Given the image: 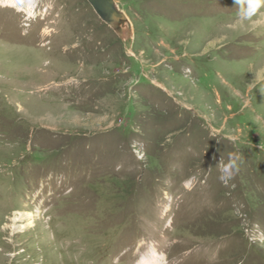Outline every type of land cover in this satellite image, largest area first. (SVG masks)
Wrapping results in <instances>:
<instances>
[{
	"label": "rangeland",
	"instance_id": "1",
	"mask_svg": "<svg viewBox=\"0 0 264 264\" xmlns=\"http://www.w3.org/2000/svg\"><path fill=\"white\" fill-rule=\"evenodd\" d=\"M115 1L0 0V264H264V7Z\"/></svg>",
	"mask_w": 264,
	"mask_h": 264
},
{
	"label": "water",
	"instance_id": "2",
	"mask_svg": "<svg viewBox=\"0 0 264 264\" xmlns=\"http://www.w3.org/2000/svg\"><path fill=\"white\" fill-rule=\"evenodd\" d=\"M97 16L114 32L128 36L132 32L131 23L115 0H87Z\"/></svg>",
	"mask_w": 264,
	"mask_h": 264
},
{
	"label": "clouds",
	"instance_id": "3",
	"mask_svg": "<svg viewBox=\"0 0 264 264\" xmlns=\"http://www.w3.org/2000/svg\"><path fill=\"white\" fill-rule=\"evenodd\" d=\"M234 2L239 5L237 18L242 22L245 20L251 21L252 18L260 11L261 7H264V0H234ZM237 160L238 156L230 154L228 161L219 165L221 171V181L226 183L235 175L238 170Z\"/></svg>",
	"mask_w": 264,
	"mask_h": 264
},
{
	"label": "bare ground",
	"instance_id": "4",
	"mask_svg": "<svg viewBox=\"0 0 264 264\" xmlns=\"http://www.w3.org/2000/svg\"><path fill=\"white\" fill-rule=\"evenodd\" d=\"M129 19V18H128ZM130 21V20H129ZM131 23V22H130ZM131 26H132V24H131ZM132 30H133V26H132ZM29 216H31V215H29V214H26V213H19L18 215H16L15 217H19V218H17V219H20V220H23V219H25V218H27V217H29ZM16 220V219H15ZM31 224V223H30ZM27 225H29V224H27Z\"/></svg>",
	"mask_w": 264,
	"mask_h": 264
}]
</instances>
